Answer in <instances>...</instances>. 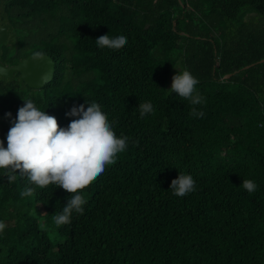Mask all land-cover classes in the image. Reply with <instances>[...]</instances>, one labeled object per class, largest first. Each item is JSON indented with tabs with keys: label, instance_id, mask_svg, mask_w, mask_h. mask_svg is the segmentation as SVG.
I'll use <instances>...</instances> for the list:
<instances>
[{
	"label": "trees",
	"instance_id": "1",
	"mask_svg": "<svg viewBox=\"0 0 264 264\" xmlns=\"http://www.w3.org/2000/svg\"><path fill=\"white\" fill-rule=\"evenodd\" d=\"M0 18L16 34L4 64L37 51L55 61L41 89L0 77L5 147L24 100L61 128L95 102L128 138L62 226L70 193L0 170V264H264V0H0ZM101 35L127 43L100 48ZM184 70L201 104L169 93ZM179 173L196 181L184 197L170 189Z\"/></svg>",
	"mask_w": 264,
	"mask_h": 264
},
{
	"label": "clouds",
	"instance_id": "2",
	"mask_svg": "<svg viewBox=\"0 0 264 264\" xmlns=\"http://www.w3.org/2000/svg\"><path fill=\"white\" fill-rule=\"evenodd\" d=\"M96 43L100 48L118 50L126 45L127 37L101 35ZM44 58L45 54L41 51L32 56L34 61ZM42 79L46 80L47 74ZM198 83L189 71L184 70L172 77L168 91L170 94L177 93L192 105H198L203 102V97L196 93ZM24 102L7 133V147L0 140V170H4L9 182L15 181L19 173L37 188L56 185L70 193L71 197L62 212L54 215L55 224L62 226L71 222L73 212L83 214L86 200L80 193L103 174L106 166L115 163L118 154L126 150L128 138L116 136L107 115L95 102L88 103L86 110L81 105L66 113L79 117L66 128L59 127L54 116L37 108L31 100ZM139 110L141 118L154 111L151 102L140 103ZM190 114L203 116V112H198L194 107ZM7 115L11 117V113ZM241 186L249 194L257 189L256 183L250 179H244ZM195 187L193 177L181 173L170 185L172 194L178 197L195 191ZM33 191L32 188H26L21 195L32 196ZM5 227V223L0 222V232Z\"/></svg>",
	"mask_w": 264,
	"mask_h": 264
},
{
	"label": "water",
	"instance_id": "3",
	"mask_svg": "<svg viewBox=\"0 0 264 264\" xmlns=\"http://www.w3.org/2000/svg\"><path fill=\"white\" fill-rule=\"evenodd\" d=\"M13 31V26H8ZM7 28L4 26L0 28V42H5L8 37ZM16 34H13L14 38ZM33 54L22 59L18 64L13 66H5L0 58V77L11 79L14 78L17 73L20 74L21 83H25L32 89H41L50 83L55 74V61L45 55V58L40 61H34L32 59ZM264 63V59L260 61ZM247 66L245 69L250 68ZM47 74V79H42ZM231 75L225 76V79L230 78Z\"/></svg>",
	"mask_w": 264,
	"mask_h": 264
},
{
	"label": "flooded vegetation",
	"instance_id": "4",
	"mask_svg": "<svg viewBox=\"0 0 264 264\" xmlns=\"http://www.w3.org/2000/svg\"><path fill=\"white\" fill-rule=\"evenodd\" d=\"M6 27L7 28V31L6 32H8L9 34H8V37H7V39H6V41L5 42H0V58H1V60H2V50H3V46L4 45H12V43H13V40L15 39V37H16V35H15V37L13 38L12 37V35L13 34H15L14 33V31H11L10 29H9V27L8 26H12L8 21H4V20H2L1 18H0V28H2V27ZM2 63H3V61H2ZM4 64V63H3ZM18 64V63H17ZM5 66H13V65H6V64H4ZM14 65H16V64H14ZM14 78H16V79H18L19 81H20V74L19 73H17L16 75H15V77ZM20 83H21V81H20Z\"/></svg>",
	"mask_w": 264,
	"mask_h": 264
},
{
	"label": "rangeland",
	"instance_id": "5",
	"mask_svg": "<svg viewBox=\"0 0 264 264\" xmlns=\"http://www.w3.org/2000/svg\"><path fill=\"white\" fill-rule=\"evenodd\" d=\"M178 71H179V69H178ZM176 74H178V72H177V73H174V74L172 75V77H173L174 75H176ZM172 77H171V84H172Z\"/></svg>",
	"mask_w": 264,
	"mask_h": 264
}]
</instances>
